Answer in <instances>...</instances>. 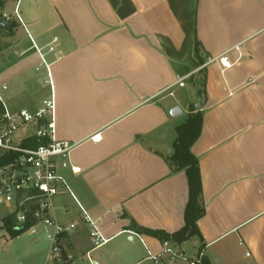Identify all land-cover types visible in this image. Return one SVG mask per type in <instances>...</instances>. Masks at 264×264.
<instances>
[{
	"label": "crops",
	"instance_id": "crops-1",
	"mask_svg": "<svg viewBox=\"0 0 264 264\" xmlns=\"http://www.w3.org/2000/svg\"><path fill=\"white\" fill-rule=\"evenodd\" d=\"M0 13L15 25L0 35L10 112L52 99L56 139L76 145L78 173L62 172L70 191L54 200L57 222L76 228L59 237L54 264L98 251L94 264H169L161 241L129 227L131 219L167 234L184 227L188 179L166 158L202 81V133L191 152L205 215L191 247L211 264H264V0H5ZM18 97L34 107L19 109ZM23 130L14 137L22 146L31 129ZM38 241L25 254L48 264V242Z\"/></svg>",
	"mask_w": 264,
	"mask_h": 264
},
{
	"label": "built area",
	"instance_id": "built-area-1",
	"mask_svg": "<svg viewBox=\"0 0 264 264\" xmlns=\"http://www.w3.org/2000/svg\"><path fill=\"white\" fill-rule=\"evenodd\" d=\"M1 20L9 24L13 21V17L3 13ZM49 50L53 51V47ZM218 60L224 68L231 67L227 58L220 57ZM184 81L185 79L179 80L168 91L176 86L184 87ZM7 89L5 85L0 86V103L5 110L0 117V156L16 153L19 158L0 169V203H10L15 206L16 223L20 227L36 223V225L44 224L47 228H52L50 235L52 249L47 257V263H54L57 260L54 248L57 246L59 237L76 228L75 224L62 225L54 217L55 198L70 191L62 172L71 169L73 173H78V169L70 165V156L76 145L56 139L55 104L52 99L46 101L34 113L26 110L12 113L7 109L2 97ZM169 95L173 96V91ZM25 128L31 129L29 138L36 137L39 141L47 140L48 143L35 148L23 147L16 143L14 137ZM83 220L91 229L94 247H99L102 239L95 223L85 213ZM163 246L166 261L169 264L179 262L203 264L205 256L203 252L191 257L172 242H164ZM152 260L156 264L162 262L161 257H153Z\"/></svg>",
	"mask_w": 264,
	"mask_h": 264
},
{
	"label": "trees",
	"instance_id": "trees-1",
	"mask_svg": "<svg viewBox=\"0 0 264 264\" xmlns=\"http://www.w3.org/2000/svg\"><path fill=\"white\" fill-rule=\"evenodd\" d=\"M4 2L5 0H0V11ZM14 27L15 25L13 23L9 25L8 30L0 26V35L5 31L11 33ZM196 52H199V44L197 43ZM201 61L203 60L201 59ZM199 94H204L206 96L204 81L201 83V90L199 91ZM4 111V106L2 103H0V117ZM190 111L191 114L189 115L188 119L182 125L177 127V138L173 144V151L166 158L174 173L184 171L188 179L189 201L184 215V227L174 234H167L161 231H150L144 229L138 226L132 219L131 225L129 227L130 230L137 234L148 235L158 239L162 242V244L164 242H172L178 246L184 244L195 236H199L200 233L197 223L205 215V207L201 201L203 187L199 160L191 152L193 145L198 141L202 133L203 113L201 110H196L195 108ZM47 143V140L39 141L36 137H32L23 143V147L35 148ZM18 158L19 155L16 153H9L7 155L0 156V169L15 162V160ZM34 225H36V223H30L22 227L18 226L14 213L2 220L3 228L12 237H18L22 233L32 228ZM203 264H211L206 256L203 257Z\"/></svg>",
	"mask_w": 264,
	"mask_h": 264
},
{
	"label": "rangeland",
	"instance_id": "rangeland-1",
	"mask_svg": "<svg viewBox=\"0 0 264 264\" xmlns=\"http://www.w3.org/2000/svg\"><path fill=\"white\" fill-rule=\"evenodd\" d=\"M2 36H0V49L5 47V40H3ZM191 88V87H190ZM6 93V92H5ZM3 93V101L9 111H11V108H9V105L6 102V94ZM35 98V97H34ZM37 98V97H36ZM15 100H17V105L19 109H32L30 105V102L32 99L30 97L28 98H22L18 97ZM197 103H192L189 107V110H192L193 108H196ZM33 111V110H32ZM35 111H33L34 113ZM24 130H21L18 132L19 135L26 134ZM1 199V197H0ZM15 212V206L10 203H0V264H32V262L29 260L27 255L25 254L26 250L31 246L35 245L37 248L41 246L39 244L38 239L40 237H44L48 242V252L47 257L50 254L52 242L50 239H48V235L50 236L52 234V228H47L44 224H38L34 228H31L27 230L26 232L22 233L18 237H12L2 226V220L13 214ZM194 241L190 240L185 244L184 246V253H186L188 256L194 257L197 255L195 250H193L192 243ZM103 250V249H101ZM99 252L89 254L88 256H79V260L77 261L78 264H94V262L97 261V257L99 255ZM54 253L57 257L56 247L54 248ZM58 258V257H57ZM47 262V260H46ZM54 264V263H50ZM147 264H154L153 261ZM178 264H185L183 262H179Z\"/></svg>",
	"mask_w": 264,
	"mask_h": 264
},
{
	"label": "water",
	"instance_id": "water-1",
	"mask_svg": "<svg viewBox=\"0 0 264 264\" xmlns=\"http://www.w3.org/2000/svg\"><path fill=\"white\" fill-rule=\"evenodd\" d=\"M0 26L3 27V28H9V25L7 23H5L3 20L0 19ZM205 102H206V96L204 94L201 95V99L200 101L197 103L196 105V109H200L201 106L205 105ZM182 114V111L176 107L172 112H171V116L173 118H176L178 117L179 115Z\"/></svg>",
	"mask_w": 264,
	"mask_h": 264
}]
</instances>
